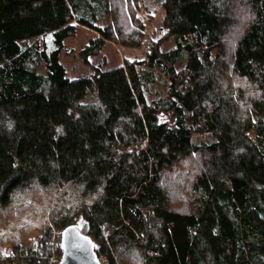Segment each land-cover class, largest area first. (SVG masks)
Returning a JSON list of instances; mask_svg holds the SVG:
<instances>
[{"label": "trees", "instance_id": "1", "mask_svg": "<svg viewBox=\"0 0 264 264\" xmlns=\"http://www.w3.org/2000/svg\"><path fill=\"white\" fill-rule=\"evenodd\" d=\"M80 27L147 49L71 80ZM74 224L103 264H264V0H0V264Z\"/></svg>", "mask_w": 264, "mask_h": 264}, {"label": "rangeland", "instance_id": "2", "mask_svg": "<svg viewBox=\"0 0 264 264\" xmlns=\"http://www.w3.org/2000/svg\"><path fill=\"white\" fill-rule=\"evenodd\" d=\"M233 9L236 6L232 7ZM153 18L150 22L145 23L146 25V38L147 40L153 37L154 39L160 38L161 48L163 50L173 47V39L169 36H165L166 29L163 26L164 11H157L152 14ZM107 18L99 21L102 25L107 22ZM94 35L93 31L80 27L76 33L64 40V46L60 53V60L67 70V77L71 80H76L80 76L90 75L93 73L96 67L102 70L115 68L123 64L126 59H141L143 58L147 49V44L144 43L142 46L137 48L123 47L114 41L106 42L104 47L97 55L89 57V63H84L80 52L89 39ZM51 35L46 34L44 36L45 44L51 47ZM43 66V65H42ZM42 69V68H41ZM44 70V67H43ZM245 83L244 85H246ZM58 235V232H55ZM6 249H11V245H5ZM61 258V257H60ZM54 261H57L54 259Z\"/></svg>", "mask_w": 264, "mask_h": 264}, {"label": "water", "instance_id": "3", "mask_svg": "<svg viewBox=\"0 0 264 264\" xmlns=\"http://www.w3.org/2000/svg\"><path fill=\"white\" fill-rule=\"evenodd\" d=\"M81 228V224H74L61 231L59 264H103L95 251L94 241L81 232Z\"/></svg>", "mask_w": 264, "mask_h": 264}]
</instances>
